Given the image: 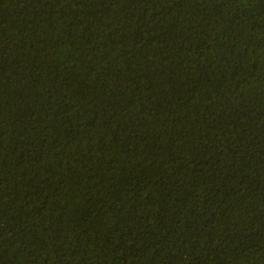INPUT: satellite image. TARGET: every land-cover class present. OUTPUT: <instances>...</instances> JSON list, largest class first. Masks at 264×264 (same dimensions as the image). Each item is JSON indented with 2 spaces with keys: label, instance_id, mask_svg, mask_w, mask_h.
<instances>
[{
  "label": "trees",
  "instance_id": "16d2710c",
  "mask_svg": "<svg viewBox=\"0 0 264 264\" xmlns=\"http://www.w3.org/2000/svg\"><path fill=\"white\" fill-rule=\"evenodd\" d=\"M0 264H264V0H0Z\"/></svg>",
  "mask_w": 264,
  "mask_h": 264
}]
</instances>
